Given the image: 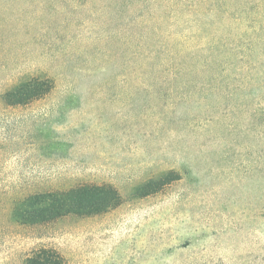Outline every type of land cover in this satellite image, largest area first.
Wrapping results in <instances>:
<instances>
[{
	"label": "rangeland",
	"instance_id": "rangeland-1",
	"mask_svg": "<svg viewBox=\"0 0 264 264\" xmlns=\"http://www.w3.org/2000/svg\"><path fill=\"white\" fill-rule=\"evenodd\" d=\"M32 78L54 89L11 104ZM81 184L122 203L21 221L30 195ZM41 249L264 264V0H0V264Z\"/></svg>",
	"mask_w": 264,
	"mask_h": 264
},
{
	"label": "trees",
	"instance_id": "trees-1",
	"mask_svg": "<svg viewBox=\"0 0 264 264\" xmlns=\"http://www.w3.org/2000/svg\"><path fill=\"white\" fill-rule=\"evenodd\" d=\"M53 89L54 82L51 79L32 78L15 86L5 97L11 104L27 105L48 95ZM156 184L163 185L157 182ZM121 203L120 194L111 185L81 184L66 191L30 195L22 202L18 214L25 223H44L69 215L81 218L102 215L119 207ZM62 260L56 251L41 249L34 253L28 262L60 264Z\"/></svg>",
	"mask_w": 264,
	"mask_h": 264
}]
</instances>
